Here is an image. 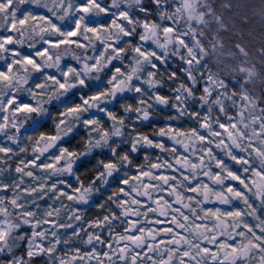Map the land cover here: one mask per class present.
Instances as JSON below:
<instances>
[{"label": "clouds", "instance_id": "9594fccd", "mask_svg": "<svg viewBox=\"0 0 264 264\" xmlns=\"http://www.w3.org/2000/svg\"><path fill=\"white\" fill-rule=\"evenodd\" d=\"M0 264H264V0H0Z\"/></svg>", "mask_w": 264, "mask_h": 264}]
</instances>
